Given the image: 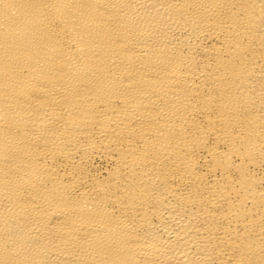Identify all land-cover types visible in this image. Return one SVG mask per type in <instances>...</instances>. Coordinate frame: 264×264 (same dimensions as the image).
I'll use <instances>...</instances> for the list:
<instances>
[{
	"label": "bare ground",
	"instance_id": "obj_1",
	"mask_svg": "<svg viewBox=\"0 0 264 264\" xmlns=\"http://www.w3.org/2000/svg\"><path fill=\"white\" fill-rule=\"evenodd\" d=\"M0 264H264V0H0Z\"/></svg>",
	"mask_w": 264,
	"mask_h": 264
}]
</instances>
